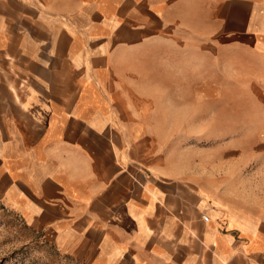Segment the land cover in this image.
Here are the masks:
<instances>
[{"label":"crops","instance_id":"0c3cea01","mask_svg":"<svg viewBox=\"0 0 264 264\" xmlns=\"http://www.w3.org/2000/svg\"><path fill=\"white\" fill-rule=\"evenodd\" d=\"M240 99L264 0H0V201L78 264H264V211L170 145Z\"/></svg>","mask_w":264,"mask_h":264},{"label":"rangeland","instance_id":"374dc122","mask_svg":"<svg viewBox=\"0 0 264 264\" xmlns=\"http://www.w3.org/2000/svg\"><path fill=\"white\" fill-rule=\"evenodd\" d=\"M238 102L223 106V119L216 123L217 132H212L215 135L206 134L199 123L191 122L190 136L172 139L170 145L183 146L192 166L203 161L216 167L223 181L217 191L224 200L264 211V122L259 121L264 107L241 104L246 99ZM0 264L78 263L60 250L50 235L28 227L0 201Z\"/></svg>","mask_w":264,"mask_h":264},{"label":"built area","instance_id":"2783aa9c","mask_svg":"<svg viewBox=\"0 0 264 264\" xmlns=\"http://www.w3.org/2000/svg\"><path fill=\"white\" fill-rule=\"evenodd\" d=\"M202 218L206 219V218H207V216L203 215V216H202Z\"/></svg>","mask_w":264,"mask_h":264}]
</instances>
